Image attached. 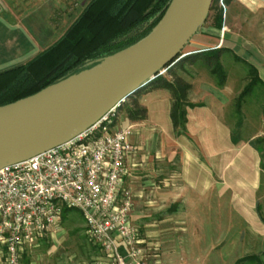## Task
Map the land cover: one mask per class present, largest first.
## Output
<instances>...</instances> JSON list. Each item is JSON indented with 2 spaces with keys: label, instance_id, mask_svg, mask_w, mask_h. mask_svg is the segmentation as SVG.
<instances>
[{
  "label": "crops",
  "instance_id": "1",
  "mask_svg": "<svg viewBox=\"0 0 264 264\" xmlns=\"http://www.w3.org/2000/svg\"><path fill=\"white\" fill-rule=\"evenodd\" d=\"M239 1L255 19L232 27L225 22L220 42L222 26H215L210 12L184 48L220 43L254 65L264 82V2ZM85 2L0 0V71L24 64L55 42L65 31L59 33L57 19H75L74 6ZM200 93L189 90L183 98L193 104L184 106L183 133L171 119L175 95L165 87L151 86L136 96L146 109L144 119L127 116L131 102L119 111L116 125L131 127L126 182L140 246L152 264H237L246 257L251 258L240 264H264L261 155L250 141L233 142L221 118L228 100L224 91Z\"/></svg>",
  "mask_w": 264,
  "mask_h": 264
},
{
  "label": "built area",
  "instance_id": "2",
  "mask_svg": "<svg viewBox=\"0 0 264 264\" xmlns=\"http://www.w3.org/2000/svg\"><path fill=\"white\" fill-rule=\"evenodd\" d=\"M223 12L225 0H218ZM264 2V0H262ZM225 26L221 28L220 42ZM180 53L141 83L144 88L180 58L219 48ZM125 97L70 140L0 168V255L21 264L44 239L61 230L64 209L80 212L89 241L101 255L94 264H152L132 221L126 157L130 126L116 120Z\"/></svg>",
  "mask_w": 264,
  "mask_h": 264
},
{
  "label": "water",
  "instance_id": "3",
  "mask_svg": "<svg viewBox=\"0 0 264 264\" xmlns=\"http://www.w3.org/2000/svg\"><path fill=\"white\" fill-rule=\"evenodd\" d=\"M212 0H171L135 43L34 94L0 105V168L62 144L182 52Z\"/></svg>",
  "mask_w": 264,
  "mask_h": 264
},
{
  "label": "trees",
  "instance_id": "4",
  "mask_svg": "<svg viewBox=\"0 0 264 264\" xmlns=\"http://www.w3.org/2000/svg\"><path fill=\"white\" fill-rule=\"evenodd\" d=\"M170 1L89 0L63 34L50 46L24 64L0 71V105L34 94L69 75L94 66L106 56L135 43L156 25ZM214 2L217 0H212L210 10H213ZM214 23L218 28L221 27V13H217ZM224 50L232 52L231 49L224 47L196 52L180 58L173 65H179L187 59L193 60L199 55L206 63H211ZM233 56L245 62L255 72L256 80L264 86L254 65L235 53ZM217 68L219 65L216 63L215 69ZM151 86H162L173 91L175 101L172 104L171 119L178 132L183 133L186 121L184 106L193 104L183 101L189 85L179 77L173 76V80L158 77L146 87L130 95L128 99L131 106L127 107V116L131 120L145 118L146 109L139 104L136 96ZM124 105L126 103H123L122 107ZM232 139L235 143L239 140L234 135ZM250 143L261 155L262 149L258 144ZM261 169L264 170L262 157ZM69 210L64 209L62 219ZM248 258L251 257L243 258L237 264Z\"/></svg>",
  "mask_w": 264,
  "mask_h": 264
},
{
  "label": "rangeland",
  "instance_id": "5",
  "mask_svg": "<svg viewBox=\"0 0 264 264\" xmlns=\"http://www.w3.org/2000/svg\"><path fill=\"white\" fill-rule=\"evenodd\" d=\"M225 5L226 10L223 12L217 0L212 4L213 10H208V14L212 12V16L221 13V26L226 22V25L232 27V24L242 19H255V16L251 17L248 13V7L239 0H225ZM74 9L76 15L83 8L80 5L79 8L74 6ZM73 20L57 19L59 33L66 30ZM183 52L187 50L183 48L181 53ZM232 52L222 51L211 63H206L200 55L193 60L187 59L179 65H172L164 78L173 80L174 76L183 79L189 85L186 94L189 90L197 89L201 90L200 96L216 88L224 91L228 100L221 111V118L229 125L232 135L237 139L258 144L262 149L261 157L264 163V86L256 80L255 72L245 62L235 59V52ZM179 55L180 53L177 56ZM216 63L219 65L217 69ZM189 81L193 84H189ZM124 103H130V100L126 99ZM263 192L262 188L261 194ZM261 202V213L264 216V196ZM100 255L98 247L88 239L80 212L70 209L61 221L60 232L53 238L42 240L32 255L23 259L22 264H94ZM2 263L3 257L0 264Z\"/></svg>",
  "mask_w": 264,
  "mask_h": 264
}]
</instances>
